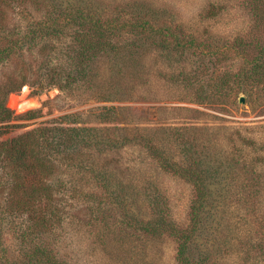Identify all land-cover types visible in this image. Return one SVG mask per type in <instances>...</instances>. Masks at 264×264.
Segmentation results:
<instances>
[{"label":"trees","instance_id":"obj_1","mask_svg":"<svg viewBox=\"0 0 264 264\" xmlns=\"http://www.w3.org/2000/svg\"><path fill=\"white\" fill-rule=\"evenodd\" d=\"M243 4L249 18L247 30L219 38L207 31H188L167 9L146 3H136L137 8L117 7L120 13L110 16L98 11L99 7L96 10L89 0H0V71L19 67L15 75L0 79V264H73L46 237L60 220L56 192H78L76 178L80 175L88 178L81 184L107 189L115 175L98 167L90 154L129 145L191 186L186 223L169 214L161 189L150 187L140 198L138 190L125 193L124 183L118 180L116 193L95 197L92 207L97 216L110 205L118 209L124 205L125 226L134 235L139 232L172 241L176 264L223 261L231 244H225L224 234L231 223L225 226L223 209L232 200L225 175L227 178L232 172L241 177V171L255 169L254 165L236 168L242 156L230 151L235 149V138L246 143L251 140L230 133L229 120L192 109L190 116L152 131L141 116L137 123L130 121L131 108L113 105L93 111L92 120L73 113L37 123L39 111L16 115L6 106V99L29 85L36 95L52 88L62 92L78 89L90 103H129L145 94L142 92L151 84L141 69L150 68L145 55L153 48L161 51L168 67L180 64L170 73L154 66L160 68L158 80L183 92L180 102L225 114L230 112L228 107L252 105L264 93V0H243ZM19 8L31 9L30 18L12 23L10 12ZM32 11L44 14L32 18ZM108 52L113 56L101 66L114 69L115 77L96 80L93 66ZM26 53L39 56L28 63ZM138 89L141 91L133 97ZM240 96L245 97L244 104ZM199 116L214 121H199ZM64 171L72 180L61 175ZM250 174L241 177L242 182L251 181L248 187L253 180V175L248 179ZM245 186L247 189V183ZM256 195L246 190L233 200L249 202ZM136 207L140 210L132 212ZM9 237L15 244H7ZM212 237L220 239L212 242ZM212 243L220 246L214 248Z\"/></svg>","mask_w":264,"mask_h":264},{"label":"rangeland","instance_id":"obj_2","mask_svg":"<svg viewBox=\"0 0 264 264\" xmlns=\"http://www.w3.org/2000/svg\"><path fill=\"white\" fill-rule=\"evenodd\" d=\"M89 1L96 6V10H104L110 16L113 13L116 15L120 13L117 7L122 9L126 7L137 8L136 3L151 4L153 7L167 9L176 18L177 23H181L188 31H207L219 38L244 32L249 25V18L245 16L243 0ZM97 7L99 8L97 9ZM30 10L24 11V9L19 8L18 11H11L9 19L12 23H25L26 18L30 15ZM43 14L44 12L32 11L31 16L38 19ZM38 53L34 56L26 53L27 62L32 63L38 58ZM110 54L109 52L105 53L103 59L93 66L97 75L96 80L115 77L114 69L109 70V68H102L101 66L104 60L113 56V53L111 56ZM160 55L161 51L153 48L146 53L147 61L145 64H148L150 68H142L141 73H144L151 84L146 89L143 88L145 90L142 93L145 94H139L129 103H90L86 94L78 89L62 92L57 88H52L36 95L31 86L26 85L19 93L10 94L7 97L6 106L16 115L29 111H39L40 117L35 120L37 123L73 113L81 114L85 120H92L94 117L91 114L101 107L113 105L129 107L132 113L130 121L134 122L135 120L137 123L141 116L144 124L152 131L169 127L190 116L192 109H200L213 116L229 120L230 133L238 134L245 141L251 140V142L246 143L235 138V149L231 148L230 151L235 150L236 154L242 156L238 158L236 168L242 169L254 165L255 169L253 172L247 168V170L241 171L242 178H245L248 172L251 173L248 179L253 175L252 186L250 187L248 186L251 181L242 182V178L232 172L227 175V178L225 175L226 181L231 184L230 198L232 200H230L231 204L223 209L225 226L231 223L230 229L225 227L224 234L226 237L225 244L229 241L231 244L228 253L225 254V258L220 264H264V93L256 97L252 105L245 104L238 109L228 107L229 114L180 102L179 99L184 97L183 92L169 89L164 81L158 80L159 67L162 68L163 73L168 71L170 73L180 64L174 65V69L168 67L162 62ZM155 65H159V67H154ZM17 70L19 67L15 65L1 69L0 79L12 75V73L15 75ZM140 91L141 89L132 92L133 97L136 95L135 93ZM241 98L245 99L244 96H240ZM20 105H25V108L20 110ZM127 113L124 112V114ZM198 120L208 121V123L214 121L212 117L207 118L205 116H199ZM227 147L225 145L224 149ZM90 160H95L98 167L114 173V180L110 187L103 189L92 186V184H81L86 183L88 178L83 179L80 175L76 178V183L79 186L78 192L73 194L70 191L66 193L56 192L55 205L59 207L60 220L55 221L54 231L46 236L50 246L63 259L73 264H176V251L172 241L144 236L139 232L134 235V231L131 232L125 226L121 215L122 212L126 211L124 205L121 209L116 208L115 204L110 205L109 208L105 209L107 211H104L99 217L92 206L95 205L94 199L97 195L104 194L110 197L111 192L117 191V180L124 183L125 193H128L130 189L138 190L140 198H143L146 189L157 187L164 192L169 214L182 224L186 223L189 212L188 208L192 195L191 186L161 170L151 158H148L145 152L133 145L104 154L92 152ZM61 175L67 181L72 180L71 177H73L66 171ZM55 180L56 177L49 181L53 184ZM246 183L247 189H245ZM257 183L258 185H256ZM246 190L258 194L254 200L249 201L250 204L245 201L233 200ZM140 205L145 210V206ZM139 210L136 207L133 208L132 212L135 213ZM219 231L223 232V229L219 228ZM217 239L220 238L212 237V242ZM13 243V239L9 237L7 244L10 246ZM220 244L212 243L211 245L217 248ZM127 250L128 252L125 253ZM210 251L214 252L212 248Z\"/></svg>","mask_w":264,"mask_h":264},{"label":"water","instance_id":"obj_3","mask_svg":"<svg viewBox=\"0 0 264 264\" xmlns=\"http://www.w3.org/2000/svg\"><path fill=\"white\" fill-rule=\"evenodd\" d=\"M240 102L243 104L245 102V99L244 98H241L240 99Z\"/></svg>","mask_w":264,"mask_h":264}]
</instances>
